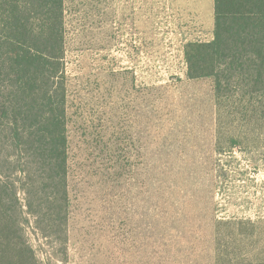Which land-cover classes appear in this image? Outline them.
<instances>
[{"label":"rangeland","instance_id":"374dc122","mask_svg":"<svg viewBox=\"0 0 264 264\" xmlns=\"http://www.w3.org/2000/svg\"><path fill=\"white\" fill-rule=\"evenodd\" d=\"M213 12L66 0V208L20 195L43 205L26 215L37 264H264V120L220 115L212 79L187 77Z\"/></svg>","mask_w":264,"mask_h":264},{"label":"trees","instance_id":"16d2710c","mask_svg":"<svg viewBox=\"0 0 264 264\" xmlns=\"http://www.w3.org/2000/svg\"><path fill=\"white\" fill-rule=\"evenodd\" d=\"M65 3L0 0V264H37L26 215L43 205L21 194L66 208ZM213 11L212 39L185 44L187 77L212 79L220 115L264 120V0Z\"/></svg>","mask_w":264,"mask_h":264}]
</instances>
